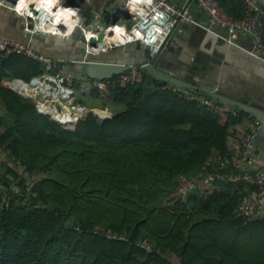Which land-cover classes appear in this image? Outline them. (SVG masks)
Returning <instances> with one entry per match:
<instances>
[{
    "label": "trees",
    "instance_id": "obj_1",
    "mask_svg": "<svg viewBox=\"0 0 264 264\" xmlns=\"http://www.w3.org/2000/svg\"><path fill=\"white\" fill-rule=\"evenodd\" d=\"M217 1L246 14L242 0ZM79 66L66 85L112 116L90 111L70 130L9 87L42 73L40 61L13 50L0 65V148L16 165L0 184V264H264V214L237 210L258 190L242 178L255 171L233 165L230 140L247 113L147 74L121 86ZM231 170L234 181L208 179ZM27 181L32 193L11 189Z\"/></svg>",
    "mask_w": 264,
    "mask_h": 264
},
{
    "label": "built area",
    "instance_id": "obj_2",
    "mask_svg": "<svg viewBox=\"0 0 264 264\" xmlns=\"http://www.w3.org/2000/svg\"><path fill=\"white\" fill-rule=\"evenodd\" d=\"M0 1L7 4L6 0ZM11 1L13 2V8L17 11V7L21 1L28 2V5L27 3H23V10L19 12L24 18L25 29L27 32L49 33L41 28L39 23H36L39 19L32 16L33 13L40 10L36 7V3L33 5V2L35 1ZM77 1L78 0H58V5L54 7V9L61 10L63 8H72L76 11V6H78ZM242 1L246 7V14L241 19H235L228 15L217 0H125L124 5L120 8L117 14V23L114 24L122 27L123 31L121 36L123 42L111 43L101 51L95 52L93 50L95 47H98L99 43L95 47L87 44L85 51L86 54H94L108 51L114 47H124L128 44L135 43L146 46L153 58L165 47L166 39L178 24L182 23L203 26L202 22L196 20L191 9L193 4H197L201 10L208 15L210 25L217 24L228 30L229 36L226 38L227 41L235 42L239 32L250 34L253 37L254 42L253 49L250 50V52L254 53L264 62V7L256 0ZM103 11L104 10L99 12L98 17ZM51 16L54 17L53 13H51ZM75 18L76 22L73 29L82 27L87 41L91 36L98 39L99 32H93L88 27H83V22L79 21L80 19L77 14ZM111 28L112 26L110 25L105 29L106 36H108ZM61 30L62 29H58L52 31V33L65 34L67 32ZM13 50L40 61L44 66V71L42 73L31 77L29 80L14 77L9 81V87L22 97L33 101L40 114L49 116L66 129H74L78 121L84 118L83 116H86L90 111L101 120L112 116V113L108 108L100 109L94 107L89 109L83 104L76 103L74 90L65 83V72H63V70H57V59L55 60V58L51 56L34 50L31 44L0 37V65ZM73 61L81 63L80 60ZM144 75V72L138 66H134L131 70L117 75L115 77L116 79L114 78L112 81L115 80V83L121 86H127L141 82ZM72 95L74 96L71 97ZM203 101L209 105H213L214 103L210 99H204ZM82 108L87 109V111L77 116V110ZM76 116V121L64 118ZM259 126L260 122L255 119V125L247 131L242 138L240 142V161L236 162L237 164L233 163L236 168L243 169L244 166L252 169V167L255 166L253 148ZM229 162L228 159L224 160L225 164H228ZM214 178L223 179L225 181H234L237 178V174L235 170H231L226 174H212L208 179ZM242 178L248 183L256 184L258 190L242 197L239 200L237 210L240 215L248 218V220H255L263 215L260 211V207L264 203V173L260 171H255L254 173L246 171L242 173ZM32 186L33 183L27 181L23 189L16 186H13L11 189L15 193L30 194L32 193ZM8 190L7 187L0 185V197L3 203L7 201Z\"/></svg>",
    "mask_w": 264,
    "mask_h": 264
},
{
    "label": "crops",
    "instance_id": "obj_3",
    "mask_svg": "<svg viewBox=\"0 0 264 264\" xmlns=\"http://www.w3.org/2000/svg\"><path fill=\"white\" fill-rule=\"evenodd\" d=\"M10 1L6 0L7 4L0 1V37L34 45L45 55L55 59H64L65 63L60 64V66H63L60 70L66 67V59L81 58V50L72 45H64V43L57 40L46 41L28 34L23 16L13 8V2ZM113 1L115 0H78L75 13L80 20H77L84 23L88 21L87 19L94 18L98 21L100 18L98 14L105 8V4L107 2L111 4ZM256 1L264 7V0ZM34 4L35 2H33ZM191 9L198 22L209 23L208 15L197 4H193ZM117 14L118 11H111L105 21L111 24L117 23ZM174 41L176 44L173 43L172 49L169 48L168 52L174 55L175 68L181 70L183 78L188 80L197 79L199 82L209 84L214 83L215 90L220 87L223 93L232 98L241 99L244 102L264 108V62L256 55V57H253L242 51H230L229 48H223V43L216 37L206 32L203 34L198 33V27L193 24H184ZM235 42L247 50H252L254 46L253 37L243 32L238 33ZM141 55L142 52H136L134 58L139 59ZM184 92L188 96L194 93L186 89H184ZM3 107L0 100V113L3 112ZM223 108L231 109L226 105ZM242 117V121L236 126L235 136H232L230 140L237 155H239L242 137L255 125V118L252 115L247 113ZM253 157L255 166L252 169L243 166V170L250 169L261 172L264 167L263 135H259L257 139ZM10 166L16 167L0 148V184L3 183L5 178L14 181V176L7 172ZM260 211L264 214V203L261 205Z\"/></svg>",
    "mask_w": 264,
    "mask_h": 264
},
{
    "label": "water",
    "instance_id": "obj_4",
    "mask_svg": "<svg viewBox=\"0 0 264 264\" xmlns=\"http://www.w3.org/2000/svg\"><path fill=\"white\" fill-rule=\"evenodd\" d=\"M125 0H115L113 3H106L103 13H101L100 18L96 21L94 18L87 19V22L83 23V27H88L93 32H99L98 39L91 36L87 41L82 27H77L73 30L67 31L65 35L63 33H43V32H28L34 38H42L46 41L57 40L64 45H72L78 50H81V58L77 59L74 57L73 60H80L81 65L84 67L85 73L94 79L98 80H112L117 75L131 70L134 66H138L144 74L148 75L152 81H160L168 83L171 86H175L181 89H186L191 92L203 95L213 101L214 103H219L226 105L232 110H243L246 113L252 115L256 120L260 122V126L257 130V137L253 151L256 148L257 139L259 135L264 136V108L255 106L248 102H244L241 99H235L227 94L223 93L221 88L215 90L214 83H204L199 82L197 79L188 80L183 78L181 70L175 68L173 62L174 55L169 54V48L172 49V44H176L174 39L178 36L179 31L182 29V23L178 24L173 31L170 33L166 39L165 47L157 53L155 57L152 58L149 49L143 44L131 43L127 46H118L109 49L105 52L100 53H88L86 54L87 44L89 46H97L106 38L105 29L110 25L114 24L107 23L105 20L108 19L111 11H119L124 5ZM110 4V5H109ZM44 9L36 11L37 19L39 15L43 14ZM197 26V25H196ZM198 33H208L216 37L221 43H223V48H229V50H238L247 53L253 57H256L254 53L250 52L243 47H241L237 42H229L226 38L229 36L228 30L217 24L210 25L209 23H203V26H197ZM61 31H65V28H61ZM189 36V35H188ZM33 49L40 52L38 47L32 45ZM136 52L142 55L139 59L134 58ZM41 53V52H40ZM75 56V55H73ZM187 60V59H184ZM57 63L64 64V59H57ZM196 71V69H195ZM264 173V167L261 170Z\"/></svg>",
    "mask_w": 264,
    "mask_h": 264
},
{
    "label": "bare ground",
    "instance_id": "obj_5",
    "mask_svg": "<svg viewBox=\"0 0 264 264\" xmlns=\"http://www.w3.org/2000/svg\"><path fill=\"white\" fill-rule=\"evenodd\" d=\"M33 1H35L36 7L38 9H44V11H46L43 14L39 15V20H38L39 26L45 29L46 32L56 31L61 28H65V31H70L73 29V26L75 25L76 22V18H75L76 13L72 8H67V9L63 8L61 9V11L55 10L54 7L58 5V0H33ZM23 3H27L28 5V2L21 1L17 7L19 12L23 10V6H22ZM51 13H53L54 17L51 16ZM32 16L34 18L35 17L37 18V13H33ZM122 31L123 29L120 25H113L109 31L108 36H106V38L101 43H99L98 47H95L93 51L94 52L101 51L111 43L123 42V38L121 36ZM73 96L74 95H72L71 97ZM83 112H84L83 109L80 110L78 109L77 116L81 115ZM77 116L64 117V118H68V120H76Z\"/></svg>",
    "mask_w": 264,
    "mask_h": 264
},
{
    "label": "rangeland",
    "instance_id": "obj_6",
    "mask_svg": "<svg viewBox=\"0 0 264 264\" xmlns=\"http://www.w3.org/2000/svg\"><path fill=\"white\" fill-rule=\"evenodd\" d=\"M81 9V8H80ZM119 12V11H118ZM37 24H38V22H36ZM56 60V59H55ZM66 61H67V65H66V67L63 69V72H65V74H69V75H71V74H75V72H79V73H82L83 72V70H81V68H80V70H79V65L81 64V63H79V62H75V61H73V59H66ZM60 66V64L59 63H57V66ZM58 68V67H57ZM88 87H91V85H88L87 83H85L84 84V89L87 91L88 90ZM78 96V95H77ZM77 96L75 97L76 99H75V102L77 103H80V104H82L81 102H79L78 101V98H80L79 96H78V98H77ZM24 98V97H23ZM25 99H27V98H25ZM86 100H84V101H86L87 103L86 104H89V99H87V98H85ZM84 106H86L87 108H89V109H91V108H93V107H89L88 105H85L84 104ZM99 108V107H98ZM103 108H105V107H103ZM107 108V107H106ZM83 109V111L85 112V111H87L85 108H82ZM101 109V108H100ZM109 109V108H108ZM83 117H85V116H83ZM194 183H192V185L190 186V188H191V190H193L194 189V187H195V185H193ZM190 188H187V190H189Z\"/></svg>",
    "mask_w": 264,
    "mask_h": 264
}]
</instances>
